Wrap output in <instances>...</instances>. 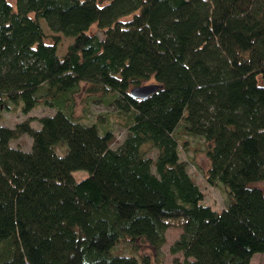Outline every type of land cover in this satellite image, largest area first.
Instances as JSON below:
<instances>
[{
	"label": "trees",
	"instance_id": "obj_1",
	"mask_svg": "<svg viewBox=\"0 0 264 264\" xmlns=\"http://www.w3.org/2000/svg\"><path fill=\"white\" fill-rule=\"evenodd\" d=\"M40 18L73 37L64 54ZM148 81L156 90L130 94ZM81 83L125 119L116 146L106 113L74 115ZM0 105L54 109L39 127L0 118V264H152L111 249L141 239L158 251L172 225L175 264L264 252V0H0ZM22 134L29 150L10 144ZM191 136L206 182L227 188L220 210L180 158Z\"/></svg>",
	"mask_w": 264,
	"mask_h": 264
},
{
	"label": "rangeland",
	"instance_id": "obj_2",
	"mask_svg": "<svg viewBox=\"0 0 264 264\" xmlns=\"http://www.w3.org/2000/svg\"><path fill=\"white\" fill-rule=\"evenodd\" d=\"M14 3V0H9ZM128 18V17H127ZM126 19V18H125ZM40 23L46 34V41L51 42L53 35L59 36L57 43V53L59 55L64 54L67 45L73 40L72 36H66L59 31H53L49 28L46 21L40 18ZM88 32L100 31L96 24H93ZM148 81L145 83H149ZM86 84L81 83L80 92L75 94V107L74 115L81 121L90 122L96 119L99 114L106 113V118L109 120L115 133V139L112 143L116 146L125 136L127 130L125 128V119L121 114L116 112L115 106L112 104H105L101 100V93H96L95 100L90 99L89 93L86 92ZM54 109L45 105H39L31 109L27 113H23L18 106L10 105V108H6L0 105V118L1 122L5 125L13 126L16 122L24 120L25 118H32L31 125L33 127H39V122L36 119L39 116L53 113ZM189 143L186 148H180V158L187 163V169L193 180L198 184L199 188L203 192L202 203L208 204L214 209L220 210L224 208L229 202V194L227 188L219 183L218 185H210L205 180V171L209 166V158L203 151L204 143L200 137H188ZM31 137L28 134H22L19 137L12 139L10 144L14 147H20L25 150H29L31 146ZM154 155V152H151ZM73 175L76 179H80L87 175V172L82 169L75 170ZM264 191V180L255 183ZM181 228L176 225L168 227L165 231V242L158 251L153 250L147 243L141 239L131 242L129 239L121 240L118 244L112 247L111 253L113 254H126L135 253L138 256L142 254H149L152 260V264H175V258L182 259L181 253H171L169 251L170 244L179 236ZM250 264H264V252H256L250 259Z\"/></svg>",
	"mask_w": 264,
	"mask_h": 264
},
{
	"label": "water",
	"instance_id": "obj_3",
	"mask_svg": "<svg viewBox=\"0 0 264 264\" xmlns=\"http://www.w3.org/2000/svg\"><path fill=\"white\" fill-rule=\"evenodd\" d=\"M158 87L157 83L149 82L132 86L129 90L130 94L134 97H145Z\"/></svg>",
	"mask_w": 264,
	"mask_h": 264
}]
</instances>
